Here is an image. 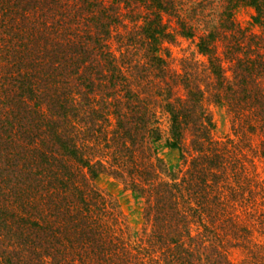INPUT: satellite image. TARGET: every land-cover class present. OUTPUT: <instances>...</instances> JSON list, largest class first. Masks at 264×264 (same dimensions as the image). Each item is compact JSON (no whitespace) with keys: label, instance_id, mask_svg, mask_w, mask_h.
<instances>
[{"label":"trees","instance_id":"16d2710c","mask_svg":"<svg viewBox=\"0 0 264 264\" xmlns=\"http://www.w3.org/2000/svg\"><path fill=\"white\" fill-rule=\"evenodd\" d=\"M177 4L0 0V264H232L231 243L264 263V170L246 158L242 135L213 137L203 105L224 103L233 129L260 134L264 160V0H225L219 22L201 17L204 79L194 60L171 72L157 54L172 35L163 12L173 9V38L194 36ZM243 4L260 32L233 20ZM123 17L131 32L118 31ZM155 106L168 115L180 172L153 148ZM98 174L144 198L138 241L124 237Z\"/></svg>","mask_w":264,"mask_h":264},{"label":"rangeland","instance_id":"374dc122","mask_svg":"<svg viewBox=\"0 0 264 264\" xmlns=\"http://www.w3.org/2000/svg\"><path fill=\"white\" fill-rule=\"evenodd\" d=\"M173 1V0H172ZM225 0H178V9L182 17L187 21L189 18L191 20L187 21L189 24H192L194 29V36L185 37L180 34L174 33L173 38V29L176 27L175 20L173 18V9L170 12H163L161 15L162 21L166 24V29L172 35L171 38L162 42L160 48L157 52L165 60V65L167 69L171 72L180 71L181 66L185 63L186 59H192L197 63V69L199 70V77L204 79V65L206 57L198 53L196 48V42L198 36L209 29L210 23L204 25L201 17L210 16L214 18L215 22H219L221 18L220 13L223 11V6ZM128 17L134 15L131 11L127 12ZM232 18L241 27H246L251 31L260 32L261 27L258 24H254L251 21V15L253 14V8L248 5H237L232 8ZM124 26L119 27L118 31L131 32L134 23L130 18L123 17ZM110 48L118 53L119 43L116 41L115 37H112L109 41ZM222 49L221 41L216 42V52L220 53ZM138 53V52H137ZM134 58V57H133ZM141 59L139 54L137 58ZM178 91H182L180 88ZM203 105L206 108L208 115L212 121L213 128L212 134L213 137L217 140H225L226 138H233L235 140L239 139V136L248 141V147L246 148V158L251 160L255 164L256 171L260 172V176L263 174L264 170V160L258 159L255 156L256 149H258V143L261 141L260 134L253 135V132H250L247 127L246 122L238 124L245 125L246 132L241 134L244 127L239 129L240 132H237L232 128V119L234 118L233 114L229 112L226 105L221 102H214L211 99L204 98ZM156 114L157 124L161 129V136L153 142V148L156 155L162 159L165 167L170 172H180V169H184L185 164L180 158V151L169 144L168 138V115L163 112L159 106L154 107ZM247 121H249L247 119ZM252 122V120H251ZM189 153H184L186 158H189ZM249 170H253L252 165H249ZM94 186L102 193L109 197L117 206L115 211L116 216L120 221H122L123 226L125 224L124 237L126 239L138 241L142 236H144L145 231L148 229V224L143 218V207L145 205V200L137 193L126 188L123 183L119 180L114 179L113 177L107 174H98L93 179ZM114 210V208H113ZM194 229V228H193ZM257 236V233L254 234ZM257 236L256 240H260L259 243H264V238ZM228 258L232 264H264L259 262L254 254H251V251H248L247 245L246 248L239 245H226Z\"/></svg>","mask_w":264,"mask_h":264}]
</instances>
